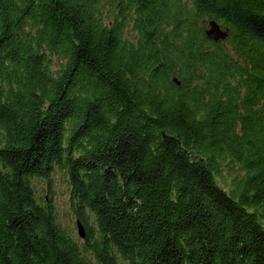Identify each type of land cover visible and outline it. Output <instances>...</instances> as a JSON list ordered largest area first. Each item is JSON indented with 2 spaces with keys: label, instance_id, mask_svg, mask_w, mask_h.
I'll return each instance as SVG.
<instances>
[{
  "label": "trees",
  "instance_id": "trees-1",
  "mask_svg": "<svg viewBox=\"0 0 264 264\" xmlns=\"http://www.w3.org/2000/svg\"><path fill=\"white\" fill-rule=\"evenodd\" d=\"M0 264H264V0H0Z\"/></svg>",
  "mask_w": 264,
  "mask_h": 264
},
{
  "label": "rangeland",
  "instance_id": "rangeland-1",
  "mask_svg": "<svg viewBox=\"0 0 264 264\" xmlns=\"http://www.w3.org/2000/svg\"><path fill=\"white\" fill-rule=\"evenodd\" d=\"M226 176V185L223 186L230 191L233 174L228 172L226 173ZM35 187L37 194L41 199L45 196L50 197L49 204L57 212L60 221L64 225H69L76 237L80 238L77 227L78 215L76 214L75 207L70 200L69 185L64 175L57 171V174L52 181L37 180L35 182ZM90 224L93 225L92 222ZM85 232H87L86 227Z\"/></svg>",
  "mask_w": 264,
  "mask_h": 264
},
{
  "label": "water",
  "instance_id": "water-1",
  "mask_svg": "<svg viewBox=\"0 0 264 264\" xmlns=\"http://www.w3.org/2000/svg\"><path fill=\"white\" fill-rule=\"evenodd\" d=\"M207 36L211 40H213L215 42H219L220 40L226 39L228 34H227L226 30H223L221 28L219 23H217L214 20H211L209 22V28L207 30ZM174 81H176V80H174ZM177 83L180 84L179 82H177ZM77 227H78L79 237L84 239L86 237L85 228L79 220L77 221Z\"/></svg>",
  "mask_w": 264,
  "mask_h": 264
}]
</instances>
